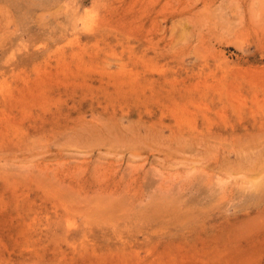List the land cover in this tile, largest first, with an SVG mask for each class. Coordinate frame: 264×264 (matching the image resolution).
Listing matches in <instances>:
<instances>
[{
  "label": "rangeland",
  "instance_id": "1",
  "mask_svg": "<svg viewBox=\"0 0 264 264\" xmlns=\"http://www.w3.org/2000/svg\"><path fill=\"white\" fill-rule=\"evenodd\" d=\"M0 264H264V0H0Z\"/></svg>",
  "mask_w": 264,
  "mask_h": 264
}]
</instances>
